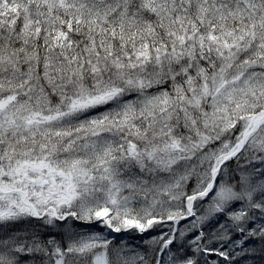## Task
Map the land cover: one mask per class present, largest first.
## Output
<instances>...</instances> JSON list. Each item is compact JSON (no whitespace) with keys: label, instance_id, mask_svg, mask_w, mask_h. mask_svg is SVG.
<instances>
[{"label":"snow or ice","instance_id":"obj_1","mask_svg":"<svg viewBox=\"0 0 264 264\" xmlns=\"http://www.w3.org/2000/svg\"><path fill=\"white\" fill-rule=\"evenodd\" d=\"M0 264H264V0H0Z\"/></svg>","mask_w":264,"mask_h":264}]
</instances>
